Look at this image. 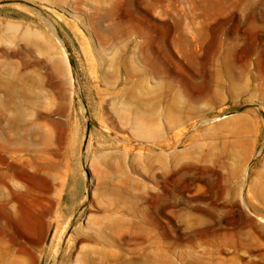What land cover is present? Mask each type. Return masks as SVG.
Wrapping results in <instances>:
<instances>
[{
  "label": "rangeland",
  "instance_id": "1",
  "mask_svg": "<svg viewBox=\"0 0 264 264\" xmlns=\"http://www.w3.org/2000/svg\"><path fill=\"white\" fill-rule=\"evenodd\" d=\"M22 77L0 264H264V0H0Z\"/></svg>",
  "mask_w": 264,
  "mask_h": 264
},
{
  "label": "bare ground",
  "instance_id": "2",
  "mask_svg": "<svg viewBox=\"0 0 264 264\" xmlns=\"http://www.w3.org/2000/svg\"><path fill=\"white\" fill-rule=\"evenodd\" d=\"M40 81L43 82L42 79ZM18 84L20 86L19 92H17V90H15L16 89L15 82H12V81L4 82L3 88H4V91H5V98L0 102V108L3 107L4 109H6L7 107H10L15 112L14 113V117H12L11 119L4 117L5 118V128H1L0 127V138H1L0 141H2V139H3L4 142H9V140L7 139V137L4 134L5 129H7V130L10 129V131L14 132V138H13L14 141H12V143L8 144V146L9 145H12V147L14 146L13 149H17L19 147V145L21 144L19 142L20 140L18 139L19 137L17 136L18 130H20L22 128V130L25 133H28V132L31 131L30 127L24 128L23 124L21 123V121L23 120L22 110H23L24 106H27V107L32 106L33 99L35 98V96H33V94L28 89L27 90L24 89V86L26 84L29 85L27 78H25V77L20 78V81L18 82ZM15 97H17V98L19 97L20 99H18L16 101ZM0 114H1V110H0ZM0 118H1V115H0ZM5 132H7V131H5ZM3 147H5V149H7V145L6 144ZM3 147H1V148H3ZM4 161H5V159H4ZM29 179H30V177H29ZM36 179H33V180H36ZM37 180L38 181L35 182L36 185L40 184L39 182H42V180H40V179H37ZM6 200H7L6 196H4V198H2V201L4 202Z\"/></svg>",
  "mask_w": 264,
  "mask_h": 264
},
{
  "label": "water",
  "instance_id": "3",
  "mask_svg": "<svg viewBox=\"0 0 264 264\" xmlns=\"http://www.w3.org/2000/svg\"><path fill=\"white\" fill-rule=\"evenodd\" d=\"M50 28H51L52 32L54 33V35L56 36V38L59 39V36H58V34L55 32V30H54L52 27H50ZM68 64L70 65V61H69V60H68ZM85 118H86V126H87L88 118H87V117H85Z\"/></svg>",
  "mask_w": 264,
  "mask_h": 264
},
{
  "label": "crops",
  "instance_id": "4",
  "mask_svg": "<svg viewBox=\"0 0 264 264\" xmlns=\"http://www.w3.org/2000/svg\"><path fill=\"white\" fill-rule=\"evenodd\" d=\"M0 176L5 177V176H6V173H5V172H4V173H1V172H0Z\"/></svg>",
  "mask_w": 264,
  "mask_h": 264
}]
</instances>
